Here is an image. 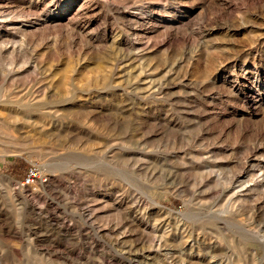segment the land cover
<instances>
[{"label":"rangeland","instance_id":"rangeland-1","mask_svg":"<svg viewBox=\"0 0 264 264\" xmlns=\"http://www.w3.org/2000/svg\"><path fill=\"white\" fill-rule=\"evenodd\" d=\"M0 264H264V0H0Z\"/></svg>","mask_w":264,"mask_h":264},{"label":"built area","instance_id":"built-area-1","mask_svg":"<svg viewBox=\"0 0 264 264\" xmlns=\"http://www.w3.org/2000/svg\"><path fill=\"white\" fill-rule=\"evenodd\" d=\"M40 175H39V171L37 168L32 167L30 169V171L28 172L25 180L22 182V185L24 186H30L31 184H33V182L37 179H39Z\"/></svg>","mask_w":264,"mask_h":264}]
</instances>
